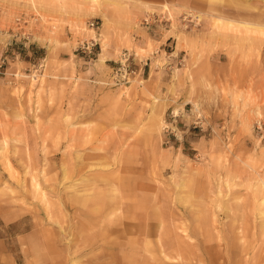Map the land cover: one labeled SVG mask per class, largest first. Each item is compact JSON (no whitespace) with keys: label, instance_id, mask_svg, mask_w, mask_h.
I'll list each match as a JSON object with an SVG mask.
<instances>
[{"label":"rangeland","instance_id":"1","mask_svg":"<svg viewBox=\"0 0 264 264\" xmlns=\"http://www.w3.org/2000/svg\"><path fill=\"white\" fill-rule=\"evenodd\" d=\"M33 1L0 0V45L17 39L8 47L22 53L11 55L7 66L19 73L14 80L8 74L0 101V264H264V194L257 185L264 178V138L257 136L264 130L256 126L264 120V74L258 90L251 77L244 88L206 78L209 69L199 89L191 74L203 56L220 51L229 67H264V0ZM147 11L168 13L170 21L148 28L141 22ZM187 11L200 16L198 26H183ZM204 17L210 26L202 33ZM18 18L27 41L13 38L21 31ZM101 22V46L117 43L115 67L95 94L101 101L78 100L87 91L78 89L83 78L73 59L49 63L71 66L70 73L47 68L30 75L24 60L37 59L27 53L37 40L50 51L76 48L96 37ZM125 51L130 70L169 66L174 80L177 66L186 67L192 104L185 124L174 112V83L156 94L131 75L116 83L113 72ZM170 100L176 102L167 108ZM34 179L45 198L33 189Z\"/></svg>","mask_w":264,"mask_h":264},{"label":"crops","instance_id":"2","mask_svg":"<svg viewBox=\"0 0 264 264\" xmlns=\"http://www.w3.org/2000/svg\"><path fill=\"white\" fill-rule=\"evenodd\" d=\"M200 7H201L200 10H203V11H209L211 8V7L208 8V6H204L201 4H200ZM228 15H230V14H228ZM101 18L102 17H100V19ZM225 19L233 20V21L242 20V19H238V18H233L232 16H227V18H225ZM209 26H210V19L207 17L206 18L204 17L203 22L201 24V27L198 28V31L199 32L202 31V33L207 32V29ZM103 27H104L103 22H101L100 26L96 27L97 33H96V37L94 38L97 41V46L95 49L96 54L93 57L86 56V57H88V60H83V59L79 58L77 56V54L75 53L76 48H74V47H70L69 49H67L66 47H62L60 49L58 48L55 51H53V50L50 51L47 48L48 45H46L45 43H40L37 40V43H38L37 49L34 46H31V48L29 50H27V53H31L33 58L37 57V59L34 61L24 60L25 63H28L33 67V69L31 66L27 67V69H31L30 75H32L33 72H36L38 75H40V74L42 75L44 70L47 68L49 70H53V72L58 71V72L70 73L71 69H72L71 66L70 67H63V68L61 67V69H60L59 67L57 68V66H49V63L51 62V60H54L57 62H61V61L69 62L73 59L76 62V66L74 68L75 74H77V75L79 74L83 78V81H81L79 83L78 89H84L85 88L87 91V93L85 95L86 97L84 99H78V100L79 101H101V99L95 98V94L97 95L100 87H103V85H100V84H103V81H105L106 79L108 80L111 76L113 68L115 67L113 61H115L114 57L116 55V49H117V43H116V41H114V39H112L111 44L109 42V44L105 50V54L107 56L106 57L107 59H104L103 62L98 61L97 59L94 62H91V61H93L95 56L97 58L99 57V54L102 50V46H101L102 37H101L99 30ZM154 33H156L155 37L160 42V47H161V45L164 42L162 39L161 32L159 33V31L156 30V31H154ZM157 33H158V35H157ZM90 39H92V38H90ZM1 40L2 39H0V41ZM9 49H10V54L7 55L8 63H9L10 59L11 58L13 59V57H14L11 55L15 54L16 58L18 56L22 55L21 51L16 50L14 48H9V47L6 49H3L2 45H0V54L2 52H5V51L7 52ZM43 49H45V50H43ZM159 49H160V51H162L161 48H159ZM179 52L181 53V56H183V52H185L184 57L185 56L188 57L186 51H184L183 49H181ZM222 54H224L222 51L208 53L207 56H203L204 60H203L202 67L191 68L192 79H194V82L196 84H198L197 88L200 89L202 87L200 84L203 83L204 79H202L200 77L205 70L209 69V72L208 71H207V73L204 72L206 78H208V77H212L213 79L218 78L224 84H227L229 86H231L232 84H236L237 87L244 88L245 85L248 83V79L251 77L253 79L251 87L253 89H256V90L259 89V87L261 85V81H262L261 77L264 74V67L263 66L255 64L253 69H252V67H242V68L229 67L228 61L222 60V57H223ZM152 55H153L152 57H155L154 53ZM158 55H159V53H158ZM149 63L152 64L151 62H149ZM96 64H99L101 69H100V67H98L99 69H97L95 67ZM67 66H69V65H67ZM169 68H170L169 66L164 67V69H162V68L152 69L151 65H149V68L148 67H142V66H138V67L134 66L131 69L132 73L130 75L134 79L137 78L138 81H141V82L143 81L142 84H147L146 88H147V91L149 93L153 92L156 94L157 91H159L160 93H162L164 91L166 92L167 89L174 83L175 88H176L177 92L179 93V96H178L179 98L177 99V101H179L178 102V105H179V107H178L179 121H181L183 124H185V121L183 122V119H185L186 115L188 117H191L188 115V111H189V106L191 107V104H192V101L190 99H187V91L189 90L190 83H189V78H187L185 75L186 67L185 66H182V67L177 66L176 72H175L176 77L174 80L172 77L171 78L169 77V70H170ZM5 70H6L5 74L0 75V101H5V99H3V97L5 98L6 93L9 91V89L6 87L8 74L14 80L15 79L14 77L17 76L19 73V69L14 68V67H10V65L9 66L6 65ZM26 74L29 75V73H26ZM107 76H109V78ZM197 76L199 78H197ZM155 80H159V81H155ZM155 82H158V85L157 84L155 85ZM141 86L142 85H137L136 87L140 89ZM9 101H16V100L10 99ZM174 102H176V101L170 100L169 103L166 105L167 108H170ZM211 111H212V115L214 118L216 115H219V114H217L216 110L215 111L211 110ZM225 113L230 115L229 111H227ZM229 115L225 114L224 118L226 119ZM261 121H262V124H264V120L262 119ZM262 129L264 130V125H262ZM182 131H184V130H182ZM261 133H262L261 135L257 136L260 140H262L264 138V132H261Z\"/></svg>","mask_w":264,"mask_h":264},{"label":"built area","instance_id":"3","mask_svg":"<svg viewBox=\"0 0 264 264\" xmlns=\"http://www.w3.org/2000/svg\"><path fill=\"white\" fill-rule=\"evenodd\" d=\"M181 20L183 22V26L188 27L189 25L198 26L200 24V16L198 14H194L191 11H187L184 13L181 17ZM18 28L21 31H18L16 34H14L13 38H21L23 40H28L29 34L22 30L21 22L24 24V20L21 18H18L17 20ZM162 22V21H170V17L168 13H161L160 15L155 13L154 11H147L142 18V24L146 27H151L156 22ZM92 26H94V23H90ZM17 40L13 39L10 42L6 44V48L12 44V41ZM96 46L97 41L95 39H89V40H83L79 42V44L76 47V51L79 53H83L85 56L93 57L96 54ZM4 53H7L6 51ZM126 51L123 53L122 56H125L124 61H120V65L116 68V70L113 72V79L116 81V83L120 82H127L130 74L132 73V70L129 69V66L126 64V61L129 59V55ZM8 63V57L7 54H3L0 56V74H5V66ZM33 77H36L38 74H32ZM262 121L258 120L256 121V126L258 129H262Z\"/></svg>","mask_w":264,"mask_h":264},{"label":"bare ground","instance_id":"4","mask_svg":"<svg viewBox=\"0 0 264 264\" xmlns=\"http://www.w3.org/2000/svg\"><path fill=\"white\" fill-rule=\"evenodd\" d=\"M28 1V0H27ZM93 1V0H92ZM94 1H96V0H94ZM34 1L32 0V3H33ZM93 3V2H92ZM96 3V2H95ZM30 5H32V4H30ZM34 5V4H33ZM32 5V6H33ZM82 26V25H81ZM84 26V25H83ZM89 31H91V29L89 30ZM104 43V42H103ZM105 45V44H104ZM105 49H106V45L105 46H103L102 47V52L99 54V58H97V60L98 61H104V58H105V54H104V51H105ZM37 71V70H36ZM34 73V72H33ZM31 78V77H30ZM37 78V77H36ZM36 81V80H35ZM175 113H179V111H178V109L177 110H175L174 111ZM174 113V114H175ZM176 115V114H175ZM195 118V117H194ZM159 121H160V119H159ZM158 121V122H159ZM157 122V123H158ZM161 122V121H160ZM163 122V121H162ZM197 123V122H196ZM160 127H162L161 125H160ZM167 128V127H166ZM159 129V128H158ZM168 130V129H167ZM91 138V137H90ZM92 141V140H91ZM89 142V141H88ZM84 143H86V142H84ZM92 145V144H91ZM100 146V145H99ZM92 148V147H91ZM97 148V147H96ZM100 148H101V146H100ZM99 148V149H100ZM3 150V149H2ZM1 151V150H0ZM88 156V155H87ZM126 156V155H125ZM85 158V157H84ZM104 160V159H103ZM21 162V161H20ZM90 162V161H89ZM95 162V161H94ZM8 163V162H7ZM92 163V162H91ZM107 163H109V162H107ZM115 163V162H114ZM11 164V163H10ZM97 164V163H96ZM103 166H104V164H102ZM101 165V166H102ZM122 165H124L123 163H122ZM10 166H12V165H10ZM29 166V165H28ZM85 166V165H84ZM97 166V165H96ZM111 166V165H110ZM113 166V165H112ZM118 166V165H117ZM143 166V165H142ZM32 165H31V170H32ZM106 167H107V165H106ZM12 169H13V167H12ZM15 169H16V167H15ZM15 169H13V170H15ZM35 169H36V167H35ZM34 169V170H35ZM79 169H80V167H79ZM83 169H84V167H83ZM121 169H123V167H121ZM11 170V169H10ZM33 170V171H34ZM68 170H70L69 169V167H67V172H68ZM30 171V170H29ZM70 171H72V170H70ZM70 171H69V173H70ZM11 173L13 172V171H10ZM124 172H126V171H124ZM15 173V172H14ZM13 173V174H14ZM26 173V172H25ZM25 173H24V175H25ZM34 173V172H33ZM90 173V172H89ZM118 173V172H117ZM119 173H120V171H119ZM31 174V173H30ZM141 174H143L142 172H141ZM19 176H20V174H18ZM35 175V174H34ZM65 175H67V176H69V174L68 173H66ZM16 176V175H15ZM83 176H85V175H83ZM82 176V177H83ZM23 177H25V176H23ZM33 177V176H32ZM71 177V176H70ZM81 177V178H82ZM87 177V176H86ZM143 177V176H142ZM19 178V177H18ZM46 178V177H45ZM144 178V177H143ZM17 179V178H16ZM37 179V178H36ZM36 179H34L33 181H32V184L34 183V186L32 185V187H33V189H34V187L36 188V191L38 190L39 191V193H41V196L43 197V198H45V193L43 192V190L40 188V184H39V182H38V180H36ZM43 179H44V177H43ZM83 179V178H82ZM251 179H252V177H251ZM250 179V180H251ZM20 180V179H19ZM230 180V179H229ZM26 181V180H25ZM100 181V180H99ZM105 181V180H104ZM107 181V180H106ZM225 182L227 183V180H225ZM254 182V181H253ZM257 182H258V186L260 187V189H262V192H263V194H264V178H262V177H259V180H257ZM48 183H50V182H48ZM254 184H255V182H254ZM228 186V185H227ZM79 187V186H78ZM232 188V187H231ZM82 189V188H81ZM106 190V189H105ZM33 191V190H32ZM37 191V192H38ZM36 192V193H37ZM77 192V191H76ZM75 192V193H76ZM104 192V191H103ZM83 193V192H82ZM85 193V192H84ZM90 193H92L91 191H90ZM219 193H221V189H218V194ZM78 195H81V194H78ZM93 196V195H92ZM97 196V197H96ZM96 196H94V197H96V198H98V195H96ZM100 196H102L101 194H100ZM224 196V195H223ZM91 197V196H90ZM103 197V196H102ZM209 197V196H208ZM77 198V197H76ZM84 198V197H83ZM89 198V197H88ZM109 198V197H108ZM110 198H112V197H110ZM67 199H68V197H67ZM105 199V198H104ZM117 199V198H116ZM40 200V199H39ZM41 200H42V198H41ZM47 200V199H46ZM72 200V199H71ZM73 200H75V199H73ZM79 200V199H78ZM77 200V201H78ZM85 201H86V198L84 199ZM43 201V200H42ZM48 201V200H47ZM47 201H45L46 202V204L48 205V203H47ZM83 201V200H82ZM84 201V202H85ZM96 201V200H95ZM102 202H104L103 200H101ZM100 201V202H101ZM41 202V201H40ZM72 202V201H71ZM92 202H93V199H92ZM121 202V201H120ZM262 202L264 203V195H263V197H262ZM43 203V202H42ZM98 203V202H97ZM96 203V204H97ZM109 203V202H108ZM79 204V203H78ZM99 204V203H98ZM111 204V203H110ZM80 205V204H79ZM92 206V205H91ZM101 206V205H100ZM45 208H46V206H44ZM118 207H120V206H118ZM49 209V208H48ZM109 210V209H108ZM111 210V209H110ZM47 211V210H46ZM74 211V210H73ZM91 211V210H90ZM114 211V210H113ZM50 212V211H49ZM77 213V212H76ZM93 213V212H92ZM75 214V213H74ZM108 214H110V213H108ZM107 214V215H108ZM90 215V214H89ZM88 217V216H87ZM113 216H111L110 218H112ZM214 217V216H213ZM83 218V217H82ZM88 218H90V217H88ZM93 218V217H92ZM137 218V217H136ZM72 219V218H71ZM86 219V218H85ZM97 219V218H96ZM60 220V219H59ZM62 221H63V219H61ZM84 220V219H83ZM212 220H214V219H212ZM58 221V220H57ZM96 221V220H95ZM94 221V222H95ZM181 221V220H180ZM85 222V221H84ZM160 222V221H159ZM86 223V222H85ZM97 223V222H96ZM142 223H143V225H145V220H142ZM183 223V222H182ZM61 224V223H60ZM98 224H99V222H98ZM141 224V223H140ZM147 224V223H146ZM162 224V223H161ZM167 224V223H166ZM214 224V223H213ZM76 225V224H75ZM88 225V224H87ZM89 226V225H88ZM98 227V226H97ZM60 228H62V227H60ZM162 228H164L163 227V224H162ZM98 229V228H97ZM144 229V228H143ZM215 229V228H214ZM88 230V229H87ZM157 230H158V232H157V236H159V239H161V234H162V230H161V225H159L158 226V228H157ZM216 231V230H215ZM141 232V231H140ZM37 233V232H36ZM35 233V234H36ZM96 233V232H95ZM143 233L145 234V236L143 237V247H144V250L145 251H147V249H148V243H149V240H148V231H146V229L143 231ZM34 234V233H33ZM92 234V233H91ZM98 234H99V232H98ZM141 234V233H140ZM211 234V233H210ZM69 235V234H68ZM143 235V234H142ZM217 235V234H216ZM38 236V235H37ZM36 236V237H37ZM74 236H75V234H74ZM95 236V235H94ZM133 236H135V235H133ZM138 237V236H137ZM212 237V236H211ZM217 237H218V235H217ZM81 239V238H80ZM86 239V238H85ZM219 239V238H218ZM72 240H73V238H72ZM92 240V239H91ZM98 240V239H97ZM217 240V239H216ZM87 241V240H86ZM90 241V240H89ZM137 241V240H136ZM218 241V240H217ZM83 242V241H82ZM219 242V241H218ZM75 243V242H74ZM85 243V242H84ZM71 244L73 245V243L71 242ZM78 244V243H77ZM82 244V243H81ZM80 243H79V245H81ZM136 244V243H135ZM134 244V245H135ZM84 246L86 245V244H83ZM93 245V244H92ZM95 245V244H94ZM133 245V246H134ZM104 247H105V245H103ZM41 246H39V248H40ZM46 247V246H45ZM103 248V247H102ZM132 248H134V247H132ZM162 248V247H161ZM46 250L48 249V247L47 248H45ZM91 249V248H90ZM95 249V248H94ZM89 250V249H88ZM89 251H91V250H89ZM102 251H104V250H102ZM117 251V250H116ZM114 252V251H113ZM50 254V253H49ZM48 254V255H49ZM80 254H81V252H80ZM87 254V253H86ZM51 255V254H50ZM49 255V256H50ZM77 255V254H76ZM99 255V254H98ZM100 255H101V253H100ZM42 256V255H41ZM131 256V255H130ZM65 257H66V255H65ZM111 257H113V256H111ZM145 257V256H144ZM129 258V257H128ZM139 258H140V256H139ZM137 259V258H136ZM130 260V259H129ZM65 261V260H64ZM85 263V262H84ZM65 264V263H64Z\"/></svg>","mask_w":264,"mask_h":264}]
</instances>
